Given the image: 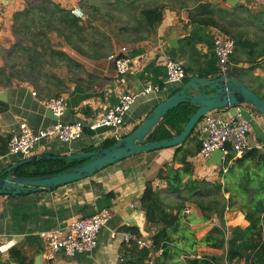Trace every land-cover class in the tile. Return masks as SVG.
I'll use <instances>...</instances> for the list:
<instances>
[{"label": "crops", "instance_id": "obj_1", "mask_svg": "<svg viewBox=\"0 0 264 264\" xmlns=\"http://www.w3.org/2000/svg\"><path fill=\"white\" fill-rule=\"evenodd\" d=\"M53 1L65 9L81 8L82 3V0ZM26 5L27 0H0L1 70L8 63V53L17 43L13 33L15 16L23 12ZM262 10L264 0H204L189 10L167 8L156 34L135 43L118 44L113 38V49L107 57L78 59L83 67L79 77L64 81L65 91L61 96L65 99L66 110L60 119L44 103L57 97L54 96L55 90L46 88L43 82L35 86L28 80H13L6 86L0 81V153L5 152L0 154V173L31 157L48 155L65 159L69 155L103 147L107 140L117 141L130 135L157 105L182 87L183 83H167L168 60L183 64L186 80L223 75L214 48L219 30L196 19H223L232 24L234 31H244L245 38L253 39L264 37L263 29H258L256 16ZM249 17L252 20H248ZM111 29L118 30L113 24ZM122 48H127L126 55L132 59L131 70L124 76L117 73L114 63L109 60L110 55L120 54ZM257 63L262 64L264 60L259 58ZM251 66L252 61L247 59L246 52L238 48L231 58L229 75L245 82L254 91L261 88L264 72L261 68L251 70ZM4 75L8 78V70ZM150 85L160 89L137 99L119 130L86 129L82 138L71 143L44 141L27 158L9 155L8 142L23 123L33 129L48 128L58 120L88 123L117 104L122 94L140 93ZM222 112L230 118L237 116L236 110ZM242 115L251 122L250 145L264 153V117L248 105H243ZM174 153V148L141 153L109 165L91 177L56 189L17 196L0 195V264H19L14 257L15 251L26 257L27 264H137L123 257L127 242L122 233L127 227H136L144 238L149 239L158 230L159 226L147 223L140 200L149 184L163 197L173 198L172 194L166 193L167 186L158 179V173L165 164L172 162ZM191 161L195 165V177L215 175L216 169L207 168V161L198 156ZM105 208L111 211L112 218L102 229L93 252L68 256L61 251L53 261L46 260L48 248L39 236L40 232L66 228L72 221L90 217ZM186 214L196 220L192 229L199 240L214 228V220H204L195 205L187 203ZM225 222L227 226H248L245 215L237 207L227 208ZM197 254L198 257L214 256L222 255L223 251L200 245ZM179 264H185V261Z\"/></svg>", "mask_w": 264, "mask_h": 264}, {"label": "trees", "instance_id": "obj_2", "mask_svg": "<svg viewBox=\"0 0 264 264\" xmlns=\"http://www.w3.org/2000/svg\"><path fill=\"white\" fill-rule=\"evenodd\" d=\"M202 2L204 0H82V9H79L84 18H79L72 9H65L53 0H27L24 11L15 16L13 33L17 43L8 53L5 68L0 69V81L6 86L13 80H28L35 86L43 82L46 88L55 90L54 96L60 97L65 91L64 81L41 73L46 65L59 67L68 61L75 62L63 50L64 45L88 59L107 57L113 49V38L118 44L143 40L156 34L167 8L189 10ZM256 16L258 29L264 31V10ZM196 20L233 38L236 49L241 48L252 61L251 70L261 68L264 72V63H257L259 58L264 60V37L245 38L244 31H234L232 24L223 19ZM248 20H252L251 17ZM112 24L117 31L111 29ZM19 59L24 60L23 69H19ZM5 70L9 72L8 78H4ZM261 85L264 86V81ZM262 86L254 91L263 98ZM196 110L190 103L181 104L164 118L147 142L181 134ZM115 143L116 140L110 139L103 147L109 148ZM200 148L199 136L194 131L182 146L174 148L172 162L159 171L158 179L165 183L166 193L172 194L173 198L163 197L149 184L140 200L147 223L159 226L147 239L152 242L154 251L163 250L155 264H179L183 260L185 264H264V153L253 147L240 158L227 156L223 165L218 167L220 178L213 182L195 177V165L191 159L198 156ZM81 163L65 159L41 160L16 169L15 175L47 176ZM187 203L195 205L204 220L217 218L220 225L199 240L192 229L196 220L186 214ZM229 207L240 209L248 222L247 227L226 225L225 213ZM125 231L143 237L136 227H127ZM126 244L124 258L137 264H149V249L140 248L134 240ZM200 245L221 250L223 254L198 257ZM14 257L19 264H27L26 257L19 251L14 252Z\"/></svg>", "mask_w": 264, "mask_h": 264}, {"label": "built area", "instance_id": "obj_3", "mask_svg": "<svg viewBox=\"0 0 264 264\" xmlns=\"http://www.w3.org/2000/svg\"><path fill=\"white\" fill-rule=\"evenodd\" d=\"M72 13L79 18H84L81 9H72ZM215 53L218 58V65L224 75L230 72V61L235 53L236 41L230 36L217 31L214 40ZM127 48H122L120 54H112L109 60L115 65L119 75L124 76L131 70L132 59L126 55ZM167 83L174 85L185 81L186 71L182 63L168 60L166 63ZM160 89L158 86H148L140 93H124L119 101L107 111L90 120L62 122L58 120L48 128L33 129L26 123L20 125L18 133L13 134L8 142L9 155L31 156L38 145L44 141H57L60 143H71L80 138L85 130L97 131L103 128L119 130L124 126L125 118L141 96L153 93ZM45 105L52 111L57 119H60L66 110L65 99L60 96L53 98ZM228 110V109H224ZM237 116L230 118L224 114L223 110H215L206 114L198 124L196 132L201 143L198 157L208 161L217 150L224 152L223 161L231 151L237 152L240 158L244 153L253 148L249 143V133L251 132V122L242 115L243 105L235 108ZM264 131V129H263ZM262 148V147H259ZM227 170L225 169L224 172ZM112 218L111 211L102 209L96 214L72 221L66 228L42 231L39 236L45 241L48 252L45 254L47 261L51 262L56 258L58 252H65L68 256L87 254L93 252L98 246L99 235ZM213 224H217V220ZM126 242L136 241L140 248L150 250L149 264H155L156 258L162 256L163 250L154 251L152 242L146 238L136 236L130 232L122 233Z\"/></svg>", "mask_w": 264, "mask_h": 264}, {"label": "water", "instance_id": "obj_4", "mask_svg": "<svg viewBox=\"0 0 264 264\" xmlns=\"http://www.w3.org/2000/svg\"><path fill=\"white\" fill-rule=\"evenodd\" d=\"M183 103H190L197 108L184 131L169 139L147 142V139L164 118ZM240 105L251 106L264 117V99L248 87L245 82L229 74L216 75L212 78L192 77L183 82L182 87L176 93L157 105L153 112L130 135L118 139L115 145L109 148L99 147L92 151L64 157L67 162H82L76 167L41 177H17L15 175V170L26 164L59 158L41 155L22 160L2 171L0 173V195L17 196L56 189L62 185L91 177L109 165L137 154L180 147L196 131L198 124L206 114L224 109L234 111ZM230 155L236 158L237 152L231 151ZM223 157L224 152L222 150L215 151L207 161L206 167L211 169L222 166Z\"/></svg>", "mask_w": 264, "mask_h": 264}, {"label": "rangeland", "instance_id": "obj_5", "mask_svg": "<svg viewBox=\"0 0 264 264\" xmlns=\"http://www.w3.org/2000/svg\"><path fill=\"white\" fill-rule=\"evenodd\" d=\"M63 50L75 62L71 63L70 61H68V62L63 63L59 67H52V66L46 65L45 67H43L41 75L57 76L60 79H62L63 81H65V79L67 80V79H72V78L74 79V78L79 77V73L81 71V67H83V66H81V63L78 61V59L80 57H82V56H80L76 51H74L73 49H71L67 45H64ZM19 64H20L19 69H23L24 60L19 59ZM258 80L262 81V79H258ZM263 99H264V97H263ZM253 127H254V125H253ZM215 169L216 170H215V175L214 176L213 175L212 176H206V178L207 177L211 178L213 182L217 181L220 178L219 177V169H218V167H216ZM218 221L219 220H217V224H213L214 227L220 225V222L218 223ZM231 227H233V226H231Z\"/></svg>", "mask_w": 264, "mask_h": 264}]
</instances>
